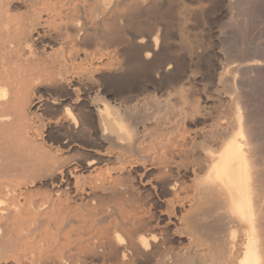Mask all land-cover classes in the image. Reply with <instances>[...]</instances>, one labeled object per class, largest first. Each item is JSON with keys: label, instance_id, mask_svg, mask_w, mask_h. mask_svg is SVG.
Segmentation results:
<instances>
[{"label": "bare ground", "instance_id": "obj_1", "mask_svg": "<svg viewBox=\"0 0 264 264\" xmlns=\"http://www.w3.org/2000/svg\"><path fill=\"white\" fill-rule=\"evenodd\" d=\"M204 1L0 0V264H264V61Z\"/></svg>", "mask_w": 264, "mask_h": 264}, {"label": "rangeland", "instance_id": "obj_2", "mask_svg": "<svg viewBox=\"0 0 264 264\" xmlns=\"http://www.w3.org/2000/svg\"><path fill=\"white\" fill-rule=\"evenodd\" d=\"M223 1L224 0H220L219 2L218 0L216 3L214 2L215 5L212 4V0H208V2L205 0L203 2L202 5L203 7H205V15L202 19L197 21L200 22L199 24L195 23L196 25L194 32H201L212 44L213 49L223 50L229 61L234 62V60L236 59H238V61L248 59L264 61V0H256L258 1V3L255 0H233L234 4L232 6L234 7H231L232 10H230L231 8H229L228 11L225 10ZM208 3L210 4V6L208 5ZM222 14L224 15L222 16ZM219 33L221 35V39H223V46L216 42V36ZM213 37L215 40L213 39ZM227 41L229 42L227 43ZM220 46L221 48H223L221 49ZM224 46L226 47V49ZM230 47L232 48V50L230 49ZM232 57H235V59ZM250 79L253 81L251 82L249 80L250 86L248 88V93L251 97L252 103L254 102V113L256 112L255 115L258 120V123L264 126V69L262 68L257 70V72H253L252 77H250ZM41 128V136L44 139L46 138L47 130L45 129V127L41 126ZM68 152L69 151L67 150L61 151V153L64 154ZM133 171L142 173L145 177L148 175L147 169H144L142 167H136ZM140 188L141 187H139V189ZM157 204L154 208V211L156 210L155 213L164 210L163 204ZM177 213L178 212L175 211L173 217L178 218L179 215ZM181 242L183 243L182 240L178 241V243ZM176 244L177 243H175V246H177Z\"/></svg>", "mask_w": 264, "mask_h": 264}]
</instances>
